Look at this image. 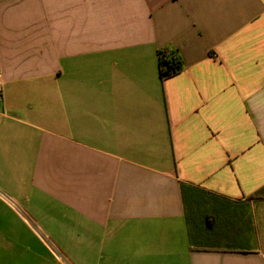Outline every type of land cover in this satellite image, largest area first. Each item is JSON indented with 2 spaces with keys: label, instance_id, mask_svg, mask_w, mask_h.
<instances>
[{
  "label": "crops",
  "instance_id": "crops-1",
  "mask_svg": "<svg viewBox=\"0 0 264 264\" xmlns=\"http://www.w3.org/2000/svg\"><path fill=\"white\" fill-rule=\"evenodd\" d=\"M0 86V264H264V0H0Z\"/></svg>",
  "mask_w": 264,
  "mask_h": 264
},
{
  "label": "trees",
  "instance_id": "trees-1",
  "mask_svg": "<svg viewBox=\"0 0 264 264\" xmlns=\"http://www.w3.org/2000/svg\"><path fill=\"white\" fill-rule=\"evenodd\" d=\"M157 60L161 80L176 74L181 69V64L177 56L171 52H158ZM253 196H258V193Z\"/></svg>",
  "mask_w": 264,
  "mask_h": 264
},
{
  "label": "rangeland",
  "instance_id": "rangeland-1",
  "mask_svg": "<svg viewBox=\"0 0 264 264\" xmlns=\"http://www.w3.org/2000/svg\"><path fill=\"white\" fill-rule=\"evenodd\" d=\"M225 209H227V208L225 207ZM216 228H217V225L215 227H213V231L216 230ZM206 236L211 237V234H210L209 230L207 231V235Z\"/></svg>",
  "mask_w": 264,
  "mask_h": 264
},
{
  "label": "built area",
  "instance_id": "built-area-1",
  "mask_svg": "<svg viewBox=\"0 0 264 264\" xmlns=\"http://www.w3.org/2000/svg\"><path fill=\"white\" fill-rule=\"evenodd\" d=\"M0 93H1V86H0Z\"/></svg>",
  "mask_w": 264,
  "mask_h": 264
}]
</instances>
